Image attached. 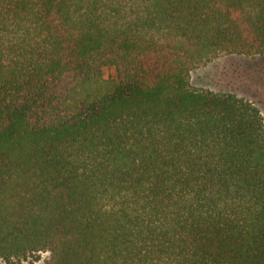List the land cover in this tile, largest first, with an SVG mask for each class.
<instances>
[{
    "label": "trees",
    "instance_id": "obj_1",
    "mask_svg": "<svg viewBox=\"0 0 264 264\" xmlns=\"http://www.w3.org/2000/svg\"><path fill=\"white\" fill-rule=\"evenodd\" d=\"M225 57L264 0H0V260L264 264V117L191 81Z\"/></svg>",
    "mask_w": 264,
    "mask_h": 264
},
{
    "label": "rangeland",
    "instance_id": "obj_2",
    "mask_svg": "<svg viewBox=\"0 0 264 264\" xmlns=\"http://www.w3.org/2000/svg\"><path fill=\"white\" fill-rule=\"evenodd\" d=\"M191 81L196 87L234 92L252 101L264 117V57L221 58L193 72ZM42 260L35 264H42ZM0 264L5 263L0 260Z\"/></svg>",
    "mask_w": 264,
    "mask_h": 264
}]
</instances>
